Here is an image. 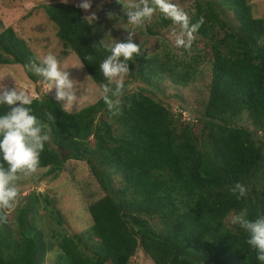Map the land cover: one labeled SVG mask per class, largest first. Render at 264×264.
Returning a JSON list of instances; mask_svg holds the SVG:
<instances>
[{
    "label": "trees",
    "instance_id": "16d2710c",
    "mask_svg": "<svg viewBox=\"0 0 264 264\" xmlns=\"http://www.w3.org/2000/svg\"><path fill=\"white\" fill-rule=\"evenodd\" d=\"M249 1L195 0L190 22L200 17L205 22L191 48H183L184 58L167 48L154 55L140 49L128 62L130 83L149 84L165 74L187 85L206 60L197 43L208 47L211 75L196 133L143 88L131 91L124 82L122 94L115 92L117 84L111 86L99 68L111 55L102 25L94 35L77 5L40 6L56 26L63 51L77 56L104 95L70 113L36 88L38 96L24 107L36 116L39 135L56 147L42 141L37 169L48 168L55 179L67 161L85 162L104 196L88 205L92 223L85 232H52L51 240L30 217L41 195L22 198L16 231L0 205V264H43L56 247L55 264H128L139 248L154 264H264L247 244L248 233L226 221L242 209L250 219L264 216V19L253 17ZM172 23L159 11L157 25ZM146 32L158 34L151 26ZM190 49L195 53L188 55ZM0 65H20L34 84L46 82L36 73L45 65L11 27L0 31ZM12 107L0 102V116ZM243 117L252 129L239 124ZM0 167L9 170L2 152ZM237 182L248 188L241 199L230 192ZM43 200L50 205L47 195ZM53 214L61 226V217Z\"/></svg>",
    "mask_w": 264,
    "mask_h": 264
},
{
    "label": "rangeland",
    "instance_id": "374dc122",
    "mask_svg": "<svg viewBox=\"0 0 264 264\" xmlns=\"http://www.w3.org/2000/svg\"><path fill=\"white\" fill-rule=\"evenodd\" d=\"M197 1L203 2V0ZM59 2L61 0H0V31L11 27L25 41L27 48L42 65H44L43 59L47 54L55 55L61 62V69L68 73V79L73 82L72 89H65V91L71 92L76 99L71 104L67 98L58 100L54 82H45L41 79L34 84L27 78L20 65H0V96L5 90H16L18 94L23 92L28 99L32 100L38 96L35 90L39 88L42 93L58 100L66 111L75 113L95 104L104 95V91L92 81L73 52L63 51L61 43L56 37V26L47 19L44 11L40 8L44 4ZM80 2L81 0H69L67 4L77 5ZM172 2L179 5L188 14L194 11L195 0H172ZM91 3L90 11L85 12L80 9L85 17L90 16L93 12L96 14L97 19L94 21L86 18L94 25V35L98 30V25H102L104 43L107 46L113 47L116 42H128L129 33H131V41L138 44L147 55L160 53L163 48H167L176 57L184 58L186 56L182 52L183 47L176 46V40L181 37L183 32L181 26L172 23L167 28H162L157 25L159 9L154 12L150 20H145L142 25L137 26L129 23L127 17L124 21L109 17V13L117 12L122 6L117 0H91ZM123 3L143 7L141 0H123ZM249 3L252 6L253 17L264 19V0H250ZM147 26H151L158 34H148ZM196 46L206 60L200 65L196 75L187 85L173 83L165 74L161 78L153 79L149 84L138 81L130 83V80L123 76V81L129 83L127 84L129 90L143 88L147 94L160 100L175 116L180 114L182 122H190L195 127V133L199 130L196 118L207 99L211 75L208 47L202 41L198 42ZM193 53H195L194 50H188V55ZM120 80L121 77H115L110 85L113 86ZM115 92L117 93V90ZM239 124L252 129L245 117L239 121ZM47 172L48 168L37 169L35 172L27 170L9 181V188H14L17 191V196L9 201V206H3L8 213L11 228L14 231L17 229L15 216L17 210L22 207V198L35 192L41 197H39V205L31 212L30 217L37 226L44 230L47 240H51L52 232H62L67 235L85 232L92 223L87 211L88 205L104 196V192L90 173L87 164L69 160L55 179H52V175H48ZM45 195L50 200V205H46L44 202L43 196ZM53 212L58 213L61 217V226L56 224L54 218L56 215ZM226 221L231 223L228 218ZM57 255L56 247L54 251L46 255L43 264H55ZM128 264L154 263L139 248Z\"/></svg>",
    "mask_w": 264,
    "mask_h": 264
},
{
    "label": "clouds",
    "instance_id": "9594fccd",
    "mask_svg": "<svg viewBox=\"0 0 264 264\" xmlns=\"http://www.w3.org/2000/svg\"><path fill=\"white\" fill-rule=\"evenodd\" d=\"M67 4L69 0H61ZM122 4L124 9L129 7L139 8L136 12L128 11L126 16L129 23L140 26L145 20H150L157 9L171 19L173 23L178 24L183 29L181 37L176 40L177 47L191 48L192 43L196 39L195 33L204 24V18L200 17L196 23L190 22V17L179 5L172 0H141L143 7L139 5H129L123 3V0H117ZM149 2L154 7H149ZM77 7L88 12L92 8L91 0H81ZM109 17L112 13L108 14ZM91 21L97 19L93 12L90 16H86ZM132 34L129 33L128 42H116L111 47V55L100 63L99 68L103 76L111 81L115 77H121V80L116 85L117 93L122 94V89L125 88L123 76H126L130 69L128 62L133 59L134 54H140V46L131 41ZM103 45V41H101ZM123 57V60L120 58ZM86 59L91 60L88 56ZM43 63L45 67L37 68L36 73L42 75L46 81L54 82L57 89V99L63 100L67 98L71 104L76 98L71 92H66L65 89H72L73 82L68 79V73L61 69L60 60L52 53L47 54ZM51 86V85H50ZM110 89L105 86V91ZM0 102L13 106L11 111L6 115L0 116V152L3 153V160L9 165V170L5 173L3 167H0V205L9 206V201L17 196V191L14 188H9L7 185L20 170L27 169L30 172H35L39 167L40 151H43L44 144L42 141H47L48 136H40L41 129L37 127V118L30 115V109L24 105H30L31 100L28 99L23 92L17 93L16 90L3 92L0 96ZM105 103H108L105 97ZM19 104V106H17ZM111 107V105H109ZM121 113H112L119 115ZM49 119H52L49 115ZM39 149V151H38ZM230 192L241 199L246 196L248 188L240 182H237ZM228 219L232 225H238L248 233L247 244L257 251V259L264 261V216L250 219L247 209H242L238 213L230 214Z\"/></svg>",
    "mask_w": 264,
    "mask_h": 264
},
{
    "label": "water",
    "instance_id": "95a60500",
    "mask_svg": "<svg viewBox=\"0 0 264 264\" xmlns=\"http://www.w3.org/2000/svg\"><path fill=\"white\" fill-rule=\"evenodd\" d=\"M148 6H149V7H153L154 5L151 4V2H150ZM138 10H139V8H137V7H133V8H132V7H129L128 9H124L123 7H121V8L118 9L117 12L113 11L112 14H117V15H121V16H123V17H127V16H126V12H128V11L136 12V11H138ZM93 26H94V25H93ZM47 133L49 134V131H47ZM46 142L49 144L50 148H52V149H56L55 145L51 142L49 136H48V140H47Z\"/></svg>",
    "mask_w": 264,
    "mask_h": 264
},
{
    "label": "flooded vegetation",
    "instance_id": "af4514ba",
    "mask_svg": "<svg viewBox=\"0 0 264 264\" xmlns=\"http://www.w3.org/2000/svg\"><path fill=\"white\" fill-rule=\"evenodd\" d=\"M120 7H122V6H120Z\"/></svg>",
    "mask_w": 264,
    "mask_h": 264
}]
</instances>
